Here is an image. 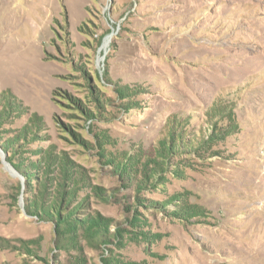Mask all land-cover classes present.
<instances>
[{
  "label": "rangeland",
  "instance_id": "374dc122",
  "mask_svg": "<svg viewBox=\"0 0 264 264\" xmlns=\"http://www.w3.org/2000/svg\"><path fill=\"white\" fill-rule=\"evenodd\" d=\"M0 264H264V0H0Z\"/></svg>",
  "mask_w": 264,
  "mask_h": 264
},
{
  "label": "bare ground",
  "instance_id": "6f19581e",
  "mask_svg": "<svg viewBox=\"0 0 264 264\" xmlns=\"http://www.w3.org/2000/svg\"><path fill=\"white\" fill-rule=\"evenodd\" d=\"M114 35H115V32H112L106 36L104 43H103V48H107L109 46V43L112 40V38L114 37ZM102 57L103 56H100V61L102 60Z\"/></svg>",
  "mask_w": 264,
  "mask_h": 264
},
{
  "label": "trees",
  "instance_id": "16d2710c",
  "mask_svg": "<svg viewBox=\"0 0 264 264\" xmlns=\"http://www.w3.org/2000/svg\"><path fill=\"white\" fill-rule=\"evenodd\" d=\"M64 210H68V207H65V209H64ZM62 215H63V214H59V217H60V219H61V220H62V218H61V217H62ZM50 216H51V217H53L52 213L50 214ZM66 223H67V222H66V221H64V224H65V225H66Z\"/></svg>",
  "mask_w": 264,
  "mask_h": 264
}]
</instances>
